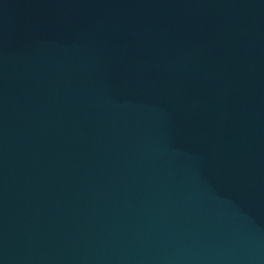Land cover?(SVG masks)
I'll return each instance as SVG.
<instances>
[{
  "label": "water",
  "instance_id": "95a60500",
  "mask_svg": "<svg viewBox=\"0 0 264 264\" xmlns=\"http://www.w3.org/2000/svg\"><path fill=\"white\" fill-rule=\"evenodd\" d=\"M0 264H264V0H0Z\"/></svg>",
  "mask_w": 264,
  "mask_h": 264
}]
</instances>
